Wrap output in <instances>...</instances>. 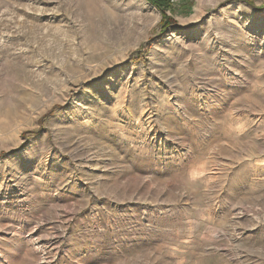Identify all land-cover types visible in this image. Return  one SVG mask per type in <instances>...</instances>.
Returning a JSON list of instances; mask_svg holds the SVG:
<instances>
[{
    "label": "rangeland",
    "instance_id": "1",
    "mask_svg": "<svg viewBox=\"0 0 264 264\" xmlns=\"http://www.w3.org/2000/svg\"><path fill=\"white\" fill-rule=\"evenodd\" d=\"M0 264H264V0H0Z\"/></svg>",
    "mask_w": 264,
    "mask_h": 264
},
{
    "label": "trees",
    "instance_id": "2",
    "mask_svg": "<svg viewBox=\"0 0 264 264\" xmlns=\"http://www.w3.org/2000/svg\"><path fill=\"white\" fill-rule=\"evenodd\" d=\"M153 3H155L156 5H158V7H160V5H159V4H157V2H153Z\"/></svg>",
    "mask_w": 264,
    "mask_h": 264
}]
</instances>
